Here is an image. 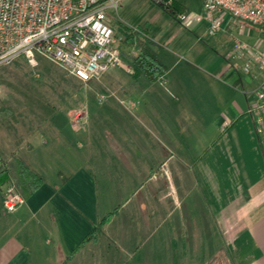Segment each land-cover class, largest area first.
Segmentation results:
<instances>
[{
    "label": "rangeland",
    "instance_id": "obj_1",
    "mask_svg": "<svg viewBox=\"0 0 264 264\" xmlns=\"http://www.w3.org/2000/svg\"><path fill=\"white\" fill-rule=\"evenodd\" d=\"M117 1L118 10H108V14L117 21L118 27L121 26L123 30L146 29L151 40L148 42L149 48L165 53L171 60H178L182 66H190L184 67L188 71H181L175 66V70L172 68L173 72L167 76L166 85L158 80L153 84L145 77H133L137 74L132 61L139 57L137 55L130 58L128 63L123 60L126 70L118 67L102 75L99 80L84 84L45 57H37L36 69L18 58L0 67V147L11 145V140L7 145L3 142L8 137L21 145L23 139L14 136L36 131L37 125L41 126L47 122L46 118L50 120L53 117L50 129H57L62 135L50 141L38 127L36 136L41 137L40 148L34 151L35 161L38 165L41 163L46 173L52 176L56 168L63 171L65 161L79 167L82 161L87 162L89 153L93 152L94 158L91 160L97 161L100 167L99 173H94L97 176V196L102 215L123 204L121 209L125 207L130 210L135 204V196L131 198L132 192L144 194L153 189L151 196L148 193L149 202L150 198L152 201L146 224L141 225L144 214L139 210H136L138 224L133 227L127 224L126 229L121 227L122 231L118 226L122 220L114 217L103 231L99 229L88 241L93 244L94 258L88 256L85 261H80V257H76L72 264L207 263L209 257L214 255L213 248L221 246V239L212 216H203L201 212L203 203L194 182L197 170L193 168V160L208 149L216 135L209 119L216 111V105L210 100L214 95L223 94V91L213 85L209 74L213 72L211 68L214 63L226 60L235 40L249 46L264 47V28L246 26L240 31L228 25L230 18L226 17L221 30L212 35L207 31L206 21L190 27L183 26L153 0ZM178 1L185 6V14L204 17V0ZM117 33L119 37L122 36L121 31ZM121 49L127 54L136 52L137 41L132 45L123 44ZM179 71L184 87L181 95L173 88ZM152 92L155 95L159 93L156 97L164 96L170 100L169 107H177L184 119V128L181 129V120L163 118L161 114L157 117L159 127L146 119L133 120L130 123L132 139H127L137 161L132 172L128 173L105 152L108 143L103 131L117 128L124 133L125 124L115 118L116 113L122 112L119 100L134 99L136 105L142 108L149 103L147 100L152 98ZM154 107L158 110L162 108L159 105ZM44 141L48 142L47 148L43 147ZM164 143L168 148L162 152L159 144ZM144 144L145 149L142 147ZM27 148L28 145L25 150ZM150 156L152 159H149ZM159 158L160 164L167 161L162 167L155 166ZM12 163V185L15 186L18 179L13 173L17 167L16 160H12ZM85 168L88 170L90 166L86 164ZM152 175V181L148 180ZM169 186L175 189L174 196L167 199L169 206L164 205L160 209L157 202L160 200V190H166ZM139 199L138 196V202ZM125 212L120 210L119 213L124 216ZM207 218L208 223L205 224ZM117 227L119 234H113L117 232ZM34 255L39 259V264H48L49 259L54 261L53 251L49 252V257L44 250H34ZM209 264L220 262L212 258Z\"/></svg>",
    "mask_w": 264,
    "mask_h": 264
},
{
    "label": "crops",
    "instance_id": "obj_2",
    "mask_svg": "<svg viewBox=\"0 0 264 264\" xmlns=\"http://www.w3.org/2000/svg\"><path fill=\"white\" fill-rule=\"evenodd\" d=\"M175 1L185 10V6L180 1ZM148 26L149 24L146 25ZM120 27L118 30L122 32V36H118L121 39L119 49L122 59L128 63L132 57L129 53H124L121 46L132 45L137 41L135 54L141 56L145 48H149L148 42L151 40L147 36L146 29L140 30L147 38L141 35L136 37L129 30ZM153 39L154 36L152 38L154 43ZM152 52L166 70L160 80L157 79L162 85L168 83L167 76L173 72L172 68L175 70L178 66L179 70L185 71L184 67H190L182 66L178 60H171L165 53L153 50ZM214 60L216 61V58ZM170 62H173V65H170ZM211 69L213 72L209 77L213 85L223 91V94L214 95L210 100L216 105V111L209 118L212 120L211 126L216 135L210 141L208 149L193 160V168L197 170L194 182L202 197L201 212L203 216L208 214L212 216L215 230L221 239V246L214 247L212 250L214 255L209 257L207 263L204 261L202 264H209L212 258L220 264H264V146L259 144L256 138L253 119L248 114L249 99L244 93L252 89V83L240 72L230 69L226 60L222 63H214ZM181 71L176 75L173 87L180 95L184 88ZM140 76L143 77L133 75L134 78ZM156 81H152L153 84ZM154 93L152 92V98L147 100L149 103H144L142 108L136 105L134 99H120L118 103L122 112L114 115L117 121L125 124H123L126 128L124 133L117 128L103 131L108 143L105 152L109 153L111 159L117 165H122L128 173L132 172L137 161L128 141L131 138L130 133L133 134L130 128L133 120L146 119L159 127L157 117L161 114L163 118L181 120V129L184 128V119L180 116L177 107H169L170 100L168 101L164 96L156 97L159 93L156 95ZM158 105L162 106L159 110L154 107ZM52 119L53 117L50 120L46 118L47 122L41 126L37 125L36 131L14 136L23 139V145H19V141L13 142L8 137L6 142L5 140L3 142L7 145L11 140V145L0 147V264H39V259L34 258L36 257L34 250L35 252L44 250L48 253V257L49 252L53 251L54 261L49 259L48 264H72L76 257H80V261H85L88 256L94 258L93 244L88 242V237L102 218L111 215L102 227V231L114 217L122 220L121 224L118 223L119 228L126 229L127 224L132 227L138 224L136 210L144 214L141 225L146 224L148 219L147 211L152 201L150 198L149 202L148 193L151 196L153 189H149L144 194L132 192L131 198L135 196V204L130 210L125 207L121 209L123 204L102 215L96 188V174L99 173L100 167L97 161L91 160L94 158L93 152L89 153L87 162L82 161L79 167L71 166L65 161L63 171L56 168L52 176L46 173V168L41 163L38 165L34 151L40 148L41 136H36L37 128L40 127L42 134L47 135L50 141L62 135L56 128V130L50 129L53 125ZM127 122L129 124H126ZM42 143L43 147L47 148L48 142ZM26 145L28 148L25 150ZM142 147L145 149V144ZM159 147L162 152L168 148L165 143L159 144ZM161 158L156 159L155 166L162 167L166 164L167 161H162L160 164ZM17 159L22 160L32 172L39 175L42 182L33 192L22 193L24 203L15 212L8 213L2 206V193L13 183L12 160ZM149 159H152L151 156ZM86 164L92 169L87 170ZM14 171L13 173L16 174ZM153 178L152 175L148 180L152 181ZM201 186L203 188H200ZM174 191L175 189L170 186L166 190H160V202L157 201L160 209L164 205L169 206L167 199L174 196ZM138 196L141 199L139 202ZM120 210L126 211L124 216H121ZM204 223H208V218ZM123 229L121 228V231ZM118 232L117 227V232L113 234ZM207 233H209L208 229Z\"/></svg>",
    "mask_w": 264,
    "mask_h": 264
},
{
    "label": "built area",
    "instance_id": "obj_3",
    "mask_svg": "<svg viewBox=\"0 0 264 264\" xmlns=\"http://www.w3.org/2000/svg\"><path fill=\"white\" fill-rule=\"evenodd\" d=\"M153 1L171 12L172 0ZM118 7L117 0H0V67L21 58L36 69L41 56L84 84L112 69L126 70L117 21L108 14ZM203 9L204 17L183 12L175 18L186 27L204 20L212 35L221 30L226 17L230 18L228 25L240 31L246 26L264 28V0H204ZM129 31L147 38L139 28ZM129 55L136 56L135 52ZM226 61L252 83V89L244 93L256 138L264 146V47L235 40ZM23 203L14 185L4 189L6 212H15Z\"/></svg>",
    "mask_w": 264,
    "mask_h": 264
},
{
    "label": "trees",
    "instance_id": "obj_4",
    "mask_svg": "<svg viewBox=\"0 0 264 264\" xmlns=\"http://www.w3.org/2000/svg\"><path fill=\"white\" fill-rule=\"evenodd\" d=\"M167 12L175 18L177 13H183L185 12V10L181 8L179 3H177L175 0H172L171 12ZM133 67L136 70L137 75H142L150 81H156L157 79H160L166 72L165 68L155 59L152 50L147 47L145 48L144 53L134 60ZM16 163L17 167L15 173L18 179L15 183V188L24 199L23 194L31 193L35 189H37V187L41 184L42 179L39 175L32 172L22 160L17 159ZM110 216L111 215H108L102 218L94 226L92 233L88 237V240H90V238L95 234V232L99 231V229L104 226Z\"/></svg>",
    "mask_w": 264,
    "mask_h": 264
}]
</instances>
